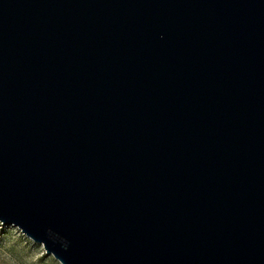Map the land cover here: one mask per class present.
<instances>
[{"label":"water","instance_id":"1","mask_svg":"<svg viewBox=\"0 0 264 264\" xmlns=\"http://www.w3.org/2000/svg\"><path fill=\"white\" fill-rule=\"evenodd\" d=\"M0 223L60 264H264V0H0Z\"/></svg>","mask_w":264,"mask_h":264},{"label":"rangeland","instance_id":"2","mask_svg":"<svg viewBox=\"0 0 264 264\" xmlns=\"http://www.w3.org/2000/svg\"><path fill=\"white\" fill-rule=\"evenodd\" d=\"M0 264H60L43 246L14 227L0 223Z\"/></svg>","mask_w":264,"mask_h":264}]
</instances>
